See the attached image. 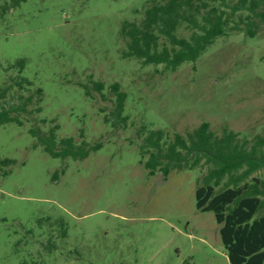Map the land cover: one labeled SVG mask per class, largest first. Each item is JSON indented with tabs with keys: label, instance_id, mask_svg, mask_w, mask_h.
Returning <instances> with one entry per match:
<instances>
[{
	"label": "rangeland",
	"instance_id": "374dc122",
	"mask_svg": "<svg viewBox=\"0 0 264 264\" xmlns=\"http://www.w3.org/2000/svg\"><path fill=\"white\" fill-rule=\"evenodd\" d=\"M6 1L0 0V88L25 59L21 76L44 95L36 120L25 115L23 125L0 128V264L39 256L47 264H230L215 214L196 206L207 171L150 176L138 131L185 133L206 121L250 143L264 136V25L255 37L229 31L198 61L172 71L123 56V23L141 22L152 0H27L4 12ZM247 14L234 15L231 25ZM194 31L185 22L177 35ZM99 81L103 93L87 96L85 86ZM114 83L128 94L126 122L104 120L116 104ZM36 121L46 133L58 125V145L75 137L102 147L84 160L54 158L35 147ZM257 176L264 178V170ZM51 238L56 247L48 253L43 246Z\"/></svg>",
	"mask_w": 264,
	"mask_h": 264
},
{
	"label": "trees",
	"instance_id": "16d2710c",
	"mask_svg": "<svg viewBox=\"0 0 264 264\" xmlns=\"http://www.w3.org/2000/svg\"><path fill=\"white\" fill-rule=\"evenodd\" d=\"M26 1H6L3 10L15 9ZM242 12L248 14L231 25L234 23L232 17ZM185 22L195 29L190 38L177 35L178 28ZM262 25L264 0H152L144 9L141 22L123 23L121 36L126 43L123 56L137 58L144 65L163 64L175 71L186 62L198 61L218 37L229 31L255 37ZM162 38L167 43H161ZM12 67L18 70V75L8 77L0 88V128L14 122L23 125L25 115L36 120L43 109L40 105L43 89H32L34 82L21 76L26 60L20 59ZM85 88L86 95L92 97V90L102 94L105 85L99 81L93 88ZM27 90L30 93L25 95ZM110 90L116 97V104L110 114H105V122L109 123L110 118L115 119V123L128 121V117L123 116L127 92L119 83L112 84ZM46 121L42 119L41 123L46 124ZM37 124L36 121V127L30 130L38 139L35 147L42 145L54 158L84 160L102 147L100 143L91 145L87 141L78 144L75 137L62 139L58 145V125L46 133ZM138 135L142 139L141 163L150 176L160 172L167 179L172 171H207L198 180L196 206L201 212L215 214L229 263L264 264V178L257 176L264 170V136H256L250 143L227 127L217 133L206 121L192 131L173 134L142 126ZM14 162L4 160L1 163ZM58 174L56 172L54 177ZM56 225L60 228V237L67 238L65 223ZM43 247L51 253L56 247L55 241L51 238ZM21 264H47V261L39 256L24 259Z\"/></svg>",
	"mask_w": 264,
	"mask_h": 264
}]
</instances>
